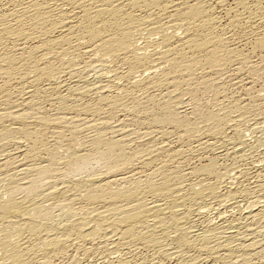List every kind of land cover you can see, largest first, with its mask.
<instances>
[{
  "label": "bare ground",
  "instance_id": "1",
  "mask_svg": "<svg viewBox=\"0 0 264 264\" xmlns=\"http://www.w3.org/2000/svg\"><path fill=\"white\" fill-rule=\"evenodd\" d=\"M0 264H264V0H0Z\"/></svg>",
  "mask_w": 264,
  "mask_h": 264
},
{
  "label": "rangeland",
  "instance_id": "2",
  "mask_svg": "<svg viewBox=\"0 0 264 264\" xmlns=\"http://www.w3.org/2000/svg\"><path fill=\"white\" fill-rule=\"evenodd\" d=\"M256 90H259V87H257Z\"/></svg>",
  "mask_w": 264,
  "mask_h": 264
}]
</instances>
